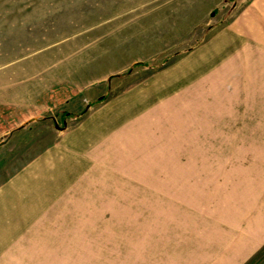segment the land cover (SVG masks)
Masks as SVG:
<instances>
[{"label": "rangeland", "instance_id": "374dc122", "mask_svg": "<svg viewBox=\"0 0 264 264\" xmlns=\"http://www.w3.org/2000/svg\"><path fill=\"white\" fill-rule=\"evenodd\" d=\"M253 2L0 0V99L49 120L0 178L90 122L73 235L47 263L221 264L259 232L264 43L218 33ZM241 261L264 264V243Z\"/></svg>", "mask_w": 264, "mask_h": 264}, {"label": "crops", "instance_id": "0c3cea01", "mask_svg": "<svg viewBox=\"0 0 264 264\" xmlns=\"http://www.w3.org/2000/svg\"><path fill=\"white\" fill-rule=\"evenodd\" d=\"M248 7L245 15L218 30L219 36L230 37V42L232 39L264 43V0H254ZM20 109L17 111L15 103L0 99V115L8 116L0 119V156L11 153L15 146L12 143L23 140L21 135L49 121L46 117L15 118ZM79 127H54L49 145L42 143L24 164L0 178V264H55L46 262L55 251L54 245L65 248L64 238L73 235L69 224L77 216L69 214L73 209L72 197L66 192L72 190L81 176L79 172H85L88 163H93L88 149H84L90 122L86 128ZM64 200L70 204L64 205ZM258 212L253 223L259 232L241 239L221 264H241L249 251L264 243V207Z\"/></svg>", "mask_w": 264, "mask_h": 264}]
</instances>
